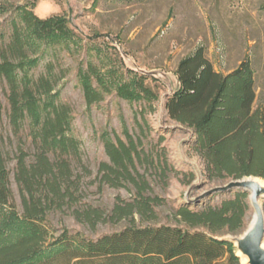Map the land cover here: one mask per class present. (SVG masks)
<instances>
[{"label":"rangeland","instance_id":"1","mask_svg":"<svg viewBox=\"0 0 264 264\" xmlns=\"http://www.w3.org/2000/svg\"><path fill=\"white\" fill-rule=\"evenodd\" d=\"M43 2L0 0V51L10 41L12 22L22 27L21 11L27 7L37 14ZM48 2L56 11L46 18L59 16L67 23L71 36L57 33L40 36L23 28L30 49L28 75L35 85L41 79L52 82V94L42 99L52 100L69 111L66 136L75 141L78 149L63 154L55 149L48 151L52 161H68L71 178L67 185H71L72 199L52 201L46 212L45 225L50 235L45 246L50 248L47 254L59 249L52 247V243L65 230L70 235L80 233L96 240L128 226L188 228L175 215L181 206L203 210L233 198L238 189L201 197L234 178L209 180L205 176L204 162L192 149V130L169 118L166 101L179 86L176 76L179 60L199 46L207 49L214 67L224 73L244 59L252 60L260 93L264 88V0ZM85 82L100 94L99 101L87 103ZM143 86L149 89V94H145ZM9 96V82L0 75L1 146L16 209L22 215L26 191L16 179L17 166L22 152L26 153L28 164L34 162L37 130L30 115L14 124ZM129 136L137 144L129 172L136 180L147 183L146 197L162 202L153 205L149 215L136 213L113 220L110 215L117 202H133L139 195L130 181L117 180L112 185L104 180L103 163H110L105 143L117 137L127 142ZM259 179L264 183V179ZM90 208L100 209L105 220L89 222L78 217ZM252 214L249 203L244 227L238 232L223 230L212 234L202 227L189 229L204 230L215 238L238 235L247 227ZM24 229L22 220L4 211L0 244L16 239ZM58 260L54 264H67L64 258ZM240 260L244 264L242 257Z\"/></svg>","mask_w":264,"mask_h":264},{"label":"trees","instance_id":"2","mask_svg":"<svg viewBox=\"0 0 264 264\" xmlns=\"http://www.w3.org/2000/svg\"><path fill=\"white\" fill-rule=\"evenodd\" d=\"M9 43L0 51V75L9 82L11 117L15 125L27 115L36 125L38 149L34 162L28 164L26 153L19 157L16 179L26 191L24 211H17L10 187V173L0 139V221L4 211L25 224L24 231L14 240L0 244V264H54L64 258L67 264H241L233 244L219 240L204 230L216 234L223 230L238 232L244 227L249 210L248 193L236 190L233 198L223 200L203 210L181 206L176 217L180 225L157 227L128 226L119 232L87 239L67 230L52 243L59 247L48 253L50 238L45 225L51 202L72 199L68 161H52L48 151L61 154L77 150L75 141L66 136L69 111L42 97L52 94L51 81L41 79L33 84L28 75L30 49L24 29L40 36L57 33L66 37L71 31L65 21L53 15L41 19L31 9L21 11V24L12 22ZM24 28V29H23ZM20 75H22L20 77ZM178 88L168 97L166 110L171 120L192 130V149L205 165L209 180H225L257 176L264 178V88L257 92L256 70L250 59L224 73L218 71L204 46L181 58L176 67ZM24 78L23 81L21 79ZM88 104L100 100V94L90 83H84ZM145 94L150 91L143 86ZM127 94L132 96L131 91ZM44 113L48 114L44 116ZM106 152L110 163H103L105 181L116 185L119 180L132 182L138 195L133 202L115 205L110 218L118 220L136 213L149 215L153 205L162 201L146 197L147 183L136 180L129 172L134 164L137 144L129 136L107 140ZM118 180V181H117ZM230 192V191H226ZM27 194V195H26ZM89 222L105 220L100 209L90 208L78 215ZM61 264V263H57Z\"/></svg>","mask_w":264,"mask_h":264},{"label":"water","instance_id":"3","mask_svg":"<svg viewBox=\"0 0 264 264\" xmlns=\"http://www.w3.org/2000/svg\"><path fill=\"white\" fill-rule=\"evenodd\" d=\"M259 178L261 177L249 175L232 179L222 186L206 191L201 196L234 189H240L249 194V203L253 214L247 227L238 235L217 238L232 243L234 252L239 258L246 256L248 261L244 264H264V203L260 202L261 198L264 199V183Z\"/></svg>","mask_w":264,"mask_h":264},{"label":"clouds","instance_id":"4","mask_svg":"<svg viewBox=\"0 0 264 264\" xmlns=\"http://www.w3.org/2000/svg\"><path fill=\"white\" fill-rule=\"evenodd\" d=\"M55 6L48 2V0H44L43 3L40 4L39 9H37V14L40 16L41 19L46 18V15L51 12H55Z\"/></svg>","mask_w":264,"mask_h":264},{"label":"bare ground","instance_id":"5","mask_svg":"<svg viewBox=\"0 0 264 264\" xmlns=\"http://www.w3.org/2000/svg\"><path fill=\"white\" fill-rule=\"evenodd\" d=\"M260 202L263 203V198H261ZM242 259H243L244 262L248 261L246 256H243Z\"/></svg>","mask_w":264,"mask_h":264}]
</instances>
